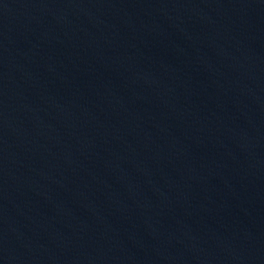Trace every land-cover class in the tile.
Segmentation results:
<instances>
[{"label": "water", "instance_id": "95a60500", "mask_svg": "<svg viewBox=\"0 0 264 264\" xmlns=\"http://www.w3.org/2000/svg\"><path fill=\"white\" fill-rule=\"evenodd\" d=\"M0 264H264V0H0Z\"/></svg>", "mask_w": 264, "mask_h": 264}]
</instances>
